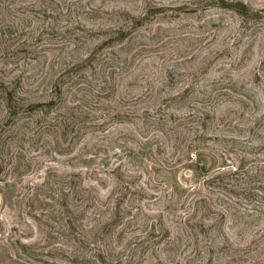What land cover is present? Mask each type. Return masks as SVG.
<instances>
[{
  "label": "rangeland",
  "instance_id": "1",
  "mask_svg": "<svg viewBox=\"0 0 264 264\" xmlns=\"http://www.w3.org/2000/svg\"><path fill=\"white\" fill-rule=\"evenodd\" d=\"M0 264H264V0H0Z\"/></svg>",
  "mask_w": 264,
  "mask_h": 264
}]
</instances>
